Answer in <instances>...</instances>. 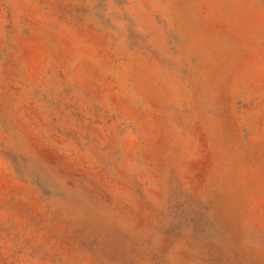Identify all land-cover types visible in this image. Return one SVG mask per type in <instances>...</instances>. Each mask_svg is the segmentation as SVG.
<instances>
[{"label": "rangeland", "instance_id": "obj_1", "mask_svg": "<svg viewBox=\"0 0 264 264\" xmlns=\"http://www.w3.org/2000/svg\"><path fill=\"white\" fill-rule=\"evenodd\" d=\"M0 264H264V0H0Z\"/></svg>", "mask_w": 264, "mask_h": 264}]
</instances>
